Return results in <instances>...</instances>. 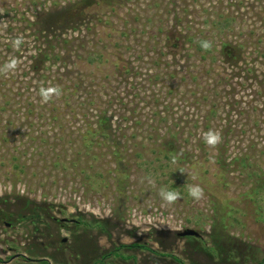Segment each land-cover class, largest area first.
Instances as JSON below:
<instances>
[{
	"label": "rangeland",
	"instance_id": "rangeland-1",
	"mask_svg": "<svg viewBox=\"0 0 264 264\" xmlns=\"http://www.w3.org/2000/svg\"><path fill=\"white\" fill-rule=\"evenodd\" d=\"M205 37L243 43L241 61L203 59ZM13 57L0 264H95L115 248L104 264L264 259V0H0V68ZM41 87L62 94L43 103ZM161 188L182 198L166 205Z\"/></svg>",
	"mask_w": 264,
	"mask_h": 264
},
{
	"label": "clouds",
	"instance_id": "clouds-1",
	"mask_svg": "<svg viewBox=\"0 0 264 264\" xmlns=\"http://www.w3.org/2000/svg\"><path fill=\"white\" fill-rule=\"evenodd\" d=\"M12 43L14 48L19 49L20 46L24 43L23 37H17L12 41ZM200 47L205 51H208L212 48V43L207 40L200 41ZM18 63L19 61L16 58L14 57L10 58L9 61L5 63L2 68H0V71H2L5 74H7L9 71H15L16 68L18 67ZM39 94L42 98V102L47 103L54 96L56 97L60 96L62 94V91L58 87H47V88L41 87ZM203 140L207 146L215 148L217 145L222 143L223 137L221 132L217 130H209L208 132L203 134ZM173 163H175V158L173 159ZM179 171L181 173H185L182 169ZM187 174L188 176L191 175L190 173ZM192 178L195 179L194 176ZM147 182L150 185L153 186L155 185V181L151 177L147 178ZM188 195L191 196L194 200L199 201L203 199L205 193H204V189L199 184H189ZM159 196L166 205H172L177 200H180L182 198L180 192L174 190H167L165 188L160 189Z\"/></svg>",
	"mask_w": 264,
	"mask_h": 264
},
{
	"label": "trees",
	"instance_id": "trees-1",
	"mask_svg": "<svg viewBox=\"0 0 264 264\" xmlns=\"http://www.w3.org/2000/svg\"><path fill=\"white\" fill-rule=\"evenodd\" d=\"M229 19L230 18H226L225 20H228L227 23H229ZM191 40V39H190ZM194 41V39H192ZM206 40V37L205 38H201L198 42H197V45H196V48H197V51L203 53L202 56H203V59H208L209 57H216L215 53L214 52H217L221 55V57L223 58L224 60V63H228L229 65L230 64H233V65H236L238 61H241V54H243L242 50V46H243V43H235V42H231V41H226V42H223L218 50L216 48V46L213 45L212 43V48L208 51H205L204 49H202L200 47V41H204ZM210 54V56L208 55ZM41 55H43V58L47 59L50 58V55L47 54V53H41ZM264 184V183H263ZM80 220V219H78ZM80 222V221H78ZM87 226H94V227H99L101 228L100 231L104 232L105 231V224L102 222V221H99L97 222V226L96 225H91V223L89 224H86ZM90 235V234H88ZM91 237V235H90ZM89 237V238H90ZM122 247L124 248H127V249H136V248H141V249H150L149 247H147L145 244H142V243H139V242H133V243H130V244H122L121 245ZM120 249L119 248H115L113 249L112 251L110 252H107V253H101V260L95 262V264H104V261L103 259L105 260V258L107 259L109 256H112V255H120L121 252L119 251ZM153 250V249H151ZM210 250H213V251H216L217 249L216 248H212ZM165 255V254H164ZM169 255H172V254H169ZM134 257V256H133ZM132 257V258H133ZM172 257L179 262V264H185L184 261H182V259L176 255H172ZM135 258V257H134ZM40 262L42 264H49V261L46 260V259H40ZM257 264H264V259H262L261 261H259Z\"/></svg>",
	"mask_w": 264,
	"mask_h": 264
},
{
	"label": "water",
	"instance_id": "water-1",
	"mask_svg": "<svg viewBox=\"0 0 264 264\" xmlns=\"http://www.w3.org/2000/svg\"><path fill=\"white\" fill-rule=\"evenodd\" d=\"M179 235L183 236V237H185V236H199V233L192 228H188L184 231L179 232Z\"/></svg>",
	"mask_w": 264,
	"mask_h": 264
}]
</instances>
